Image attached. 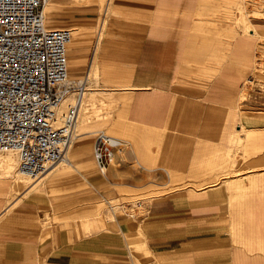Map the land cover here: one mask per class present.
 I'll list each match as a JSON object with an SVG mask.
<instances>
[{
	"label": "crops",
	"instance_id": "1",
	"mask_svg": "<svg viewBox=\"0 0 264 264\" xmlns=\"http://www.w3.org/2000/svg\"><path fill=\"white\" fill-rule=\"evenodd\" d=\"M229 2L111 0L99 43L89 51L78 42L70 53L73 81L94 83L110 128L133 140L129 161L199 185L154 195L131 233L121 221L100 227V208L88 205L106 187L90 167L93 146L76 144L67 161L75 172L58 164L24 188L45 182L43 193L9 203V181L0 177V264H264V155H229L242 125L253 148L264 144V81L253 75L256 36L222 11ZM79 118L78 135L90 132L88 117ZM124 171L113 170L110 184L144 185L137 170ZM57 206L93 211L94 230L60 225Z\"/></svg>",
	"mask_w": 264,
	"mask_h": 264
},
{
	"label": "built area",
	"instance_id": "2",
	"mask_svg": "<svg viewBox=\"0 0 264 264\" xmlns=\"http://www.w3.org/2000/svg\"><path fill=\"white\" fill-rule=\"evenodd\" d=\"M46 0H0V150L19 155L18 170L42 176L68 159L86 83L70 81L71 27H49ZM77 96L64 104L72 92ZM101 131L95 157L114 156Z\"/></svg>",
	"mask_w": 264,
	"mask_h": 264
},
{
	"label": "rangeland",
	"instance_id": "3",
	"mask_svg": "<svg viewBox=\"0 0 264 264\" xmlns=\"http://www.w3.org/2000/svg\"><path fill=\"white\" fill-rule=\"evenodd\" d=\"M110 1L111 0H48L45 3L43 9L47 11L46 23L49 27H71L74 31V38L68 47L69 69L71 66L70 53L74 45L78 42H87L89 51H91L95 43H99V40L103 36V31L104 28H106L107 19L110 14ZM230 1L231 2H229V4L227 3V5H221V8H225L222 11L226 12L231 17L230 21L247 33H250L253 28H257L259 31V34L257 35L256 32H254L256 36V58L253 75L264 81V27L262 28L259 26V24H264V0ZM94 9L96 10L95 13ZM217 11L219 10H216L215 12ZM254 22H256V25L253 24ZM57 24L59 26H54ZM94 76L95 72L94 68H92L91 77L93 78ZM69 79L70 81L74 80L71 72ZM94 88V83L88 84L82 114L80 115L88 117L89 121L86 123V127L87 130H90V132L78 135L80 131L78 130L79 118L78 127L75 131L76 135L69 148L68 158L70 159L69 156L72 157L73 148L76 144H91L94 152V146L96 144L98 134L101 131L120 137V140H117L114 143V157L112 159L111 166L107 168V176H104V174L101 173L98 160L94 156L95 158L92 162L93 164L90 167L94 168L96 172H98L99 176L104 181L103 186L106 188L102 189L103 194L97 197L96 205H88V208H100V211L104 216L100 227L109 225L113 226L121 221L122 225H124L122 227L123 230L131 233L133 225H139L154 195L160 194L167 189H173L175 187L185 185L186 183L199 185V181H183L174 179V175H168L162 170L151 172L146 169H141L138 163H131L127 158V153L131 149L133 140L129 136L115 133L110 128V120L107 109L103 103L98 104V94L94 92ZM72 99L74 98L70 95L66 100L63 109ZM241 124L242 123L240 122V125ZM247 130L248 128L242 125V131L235 129L234 134H232V137L229 138L230 158L233 155L235 157V155L237 156L239 154H242L245 158H247L248 155H254V152H256V156L264 155L263 143L256 142V148H253L251 143L247 142ZM242 133L245 134V138H241ZM236 141H238V143H235ZM8 155H13L17 160L16 152L10 153L8 151L0 150V177L7 178L9 181V203L18 201L21 202L22 200L28 199L30 194L43 193V189L45 187L44 179V183H42L37 189H31V187H27L26 189L24 188L39 182V180L45 175H42L39 179L34 180L28 176L18 173V161H16L17 165L15 171L11 175L9 174L5 176L3 171L5 170V167H3L1 160L3 157ZM67 163L68 162L66 161L59 162L58 164L60 169L62 168L65 171H68V173L75 172V169ZM259 166L261 167L263 165H257L256 167ZM125 168L129 170V176L134 173L131 171L133 168L137 170V174L144 179L142 183H144V185L148 183L149 185H143L140 187L126 186V180H121V184H110L108 176L111 175V172L114 170L118 177H124L126 174L124 171ZM12 184L17 186L18 189L21 188L23 190L20 192L14 191ZM158 184H162L163 186H158ZM56 211H61V214H58L57 218L59 221H56L57 223L59 222L60 225L74 228L82 234H87L94 230V226L89 225L90 220L96 216L93 211L64 212L61 210V206H57ZM50 220L51 219H49V222Z\"/></svg>",
	"mask_w": 264,
	"mask_h": 264
},
{
	"label": "bare ground",
	"instance_id": "4",
	"mask_svg": "<svg viewBox=\"0 0 264 264\" xmlns=\"http://www.w3.org/2000/svg\"><path fill=\"white\" fill-rule=\"evenodd\" d=\"M48 0H46V2H47ZM117 2V1H116ZM107 5H108V3H107ZM107 8V7H106ZM114 10V9H113ZM44 15H45V18H46V16H47V11L44 9ZM250 19V18H249ZM253 30V34H255L254 32H256V33H259L256 29H252ZM102 35V34H101ZM263 38V37H262ZM76 96H77V94H76ZM75 95H73V98H75L76 97ZM82 101H81V109H82V107H83V99H81ZM80 114H81V111H80ZM79 117H80V115H79ZM78 120H79V118H78ZM80 123V122H79ZM77 127H78V121H77V124H76V128H75V130H77ZM109 140H110V142L114 145V140H113V138L109 135ZM8 152H10V153H12V152H15V151H8ZM17 153V152H16ZM2 163H3V167H5V170H3L4 171V174H5V176H7V175H11L14 171H15V169H16V165H17V162L16 161H18L19 162V155H18V153H17V160H16V157H14L13 155H8V156H5V157H3L2 158ZM67 161H69V158L66 160V162ZM19 164V163H18ZM57 165H55L54 167H52L49 171H47L44 175H46V174H48L52 169H54L55 167H56ZM100 169H101V167H100ZM101 172H102V169H101ZM107 172V168H104V170H103V172L102 173H106ZM18 173H20V174H22V175H25V176H28V177H30V178H32V179H34V180H36V179H39L40 177H41V175L40 176H31V175H28V174H26V173H23V172H21L20 170H18Z\"/></svg>",
	"mask_w": 264,
	"mask_h": 264
}]
</instances>
